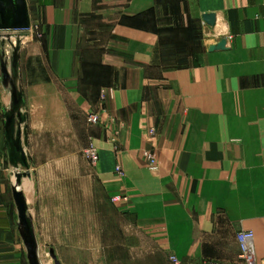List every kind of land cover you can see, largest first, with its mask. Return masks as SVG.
I'll use <instances>...</instances> for the list:
<instances>
[{
	"label": "crops",
	"instance_id": "1",
	"mask_svg": "<svg viewBox=\"0 0 264 264\" xmlns=\"http://www.w3.org/2000/svg\"><path fill=\"white\" fill-rule=\"evenodd\" d=\"M27 2L18 73L29 176L19 189L40 262L54 264L43 259L52 249L60 264H107L103 242L114 233L138 258L247 264L244 229L264 264V0ZM222 38L226 48L209 51ZM84 53L100 56L84 63ZM9 104L0 70V264H29L4 134ZM92 140L102 191L125 196L110 204V232L99 217L92 225Z\"/></svg>",
	"mask_w": 264,
	"mask_h": 264
},
{
	"label": "water",
	"instance_id": "2",
	"mask_svg": "<svg viewBox=\"0 0 264 264\" xmlns=\"http://www.w3.org/2000/svg\"><path fill=\"white\" fill-rule=\"evenodd\" d=\"M204 22L213 26L215 15L204 14ZM30 13L27 0H0V70L3 84L9 88L10 104L4 111V134L8 145V156L14 168L15 184L12 187L14 202L16 204L19 231L24 242L29 264H42L38 256V246L34 237L31 218L23 192L19 185L23 177L29 176V162L24 146L27 144L25 120L23 111L24 99L19 80V51L21 37L30 28ZM12 38L15 42L13 43ZM5 42L11 46V51L6 52ZM226 39H220L209 47V51L224 50ZM49 255L54 264H60L54 251L49 250Z\"/></svg>",
	"mask_w": 264,
	"mask_h": 264
},
{
	"label": "rangeland",
	"instance_id": "3",
	"mask_svg": "<svg viewBox=\"0 0 264 264\" xmlns=\"http://www.w3.org/2000/svg\"><path fill=\"white\" fill-rule=\"evenodd\" d=\"M31 5H32V2H31ZM12 41L15 42L14 38H12ZM21 42L23 41L21 40ZM5 43H6L5 44V47H6L8 43L7 42ZM8 50L11 51L10 45L8 47ZM99 56H100L99 53H84V54H81V59L83 60L84 63H86L88 61L90 62V59L92 61L95 60L96 58L98 59ZM90 73H91V78H94V80L99 79L100 74L101 75L104 74L102 73V70L94 69V65L91 66ZM88 119L91 122V124H95L98 121V116H96L94 113H91ZM88 152L90 153L88 154ZM85 154H86V157L89 158L90 160L89 162H90V168H91V174H92V177H91L92 202L93 201L96 202L95 208H92V225L98 221V217H99L102 220L103 227L104 228L106 227L109 231L110 228L112 227L111 226V223L113 222L112 218L115 216L114 210L112 209L110 204H113L114 202L119 201V199H124L125 196L117 195V196L108 197L102 191L98 183V178L96 177L98 176L97 174H98V168H99V153H98L97 146H95V143L93 142V140L91 141L90 148L86 150ZM93 156H95L96 158L94 159ZM148 167L150 169H155L156 165L149 164ZM115 172L122 173L121 166L119 165L115 166ZM76 182H77V179H76ZM112 229H113L112 231H114V228ZM125 233L129 234L128 231H126ZM120 237L122 236L118 234H114V233L111 235L108 234V239L103 242V245L107 247L106 249L107 264H165L166 263L163 258H159V257H149V258L134 257V252H135L134 249L131 251L126 246L127 243H129V241L128 240L126 241L124 237L123 238H120ZM46 255L47 256L43 257V259L46 261L45 263H47V259L48 261L49 260L52 261L51 257L49 256V253L48 254L46 253ZM172 257L170 258V260L172 261V263H174V260L172 259ZM241 257H243L242 251H241ZM174 258L177 262L176 264H179L178 259L176 257Z\"/></svg>",
	"mask_w": 264,
	"mask_h": 264
},
{
	"label": "built area",
	"instance_id": "4",
	"mask_svg": "<svg viewBox=\"0 0 264 264\" xmlns=\"http://www.w3.org/2000/svg\"><path fill=\"white\" fill-rule=\"evenodd\" d=\"M90 152H88L89 154ZM95 159L96 157L93 156ZM150 164L153 165L154 159L153 157L149 156ZM238 242L241 248V251L243 253V259L247 264H254L255 258H254V245H253V232L251 230H240L237 234ZM174 260V263L176 264V260L174 257H172Z\"/></svg>",
	"mask_w": 264,
	"mask_h": 264
},
{
	"label": "bare ground",
	"instance_id": "5",
	"mask_svg": "<svg viewBox=\"0 0 264 264\" xmlns=\"http://www.w3.org/2000/svg\"><path fill=\"white\" fill-rule=\"evenodd\" d=\"M23 41V40H22ZM13 43H14V41H13ZM44 261V260H43ZM45 263V262H44Z\"/></svg>",
	"mask_w": 264,
	"mask_h": 264
}]
</instances>
